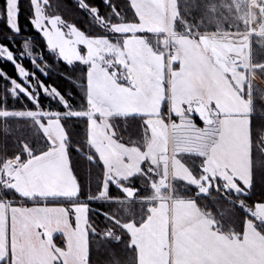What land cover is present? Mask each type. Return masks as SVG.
<instances>
[{"label":"snow or ice","instance_id":"6c2138e0","mask_svg":"<svg viewBox=\"0 0 264 264\" xmlns=\"http://www.w3.org/2000/svg\"><path fill=\"white\" fill-rule=\"evenodd\" d=\"M68 8L0 4L22 78L0 68V264H93L94 246L101 264H264V0H74L83 25ZM25 56L45 77L62 58L73 87Z\"/></svg>","mask_w":264,"mask_h":264},{"label":"trees","instance_id":"16d2710c","mask_svg":"<svg viewBox=\"0 0 264 264\" xmlns=\"http://www.w3.org/2000/svg\"><path fill=\"white\" fill-rule=\"evenodd\" d=\"M66 2L69 5V8L65 12V18L68 20L75 19L78 23L83 25L84 22L86 21V17L82 12L72 10L71 6L73 5L74 0H66ZM2 3H3V0H0V4H2ZM23 3L26 5L27 0H23ZM21 20H22V22H24L26 20V17L22 16ZM4 27L5 26H4L3 21H0V37L3 36ZM25 27L30 28L31 25L28 23H25ZM91 31L93 33L101 32V30L98 28H92ZM33 34L37 37L35 48L38 49V51H40L42 49L45 52V54L48 56L50 62H52L53 56H52L51 52L48 51L46 41L44 40V38L38 32H35V30H33ZM4 42L8 43V41H6V40ZM11 43L16 45V46H19L21 44V40H20V38H16ZM15 50L22 51V48L18 47ZM23 63L30 70L36 71L37 75L40 76L42 79H45L46 82L51 80V81H54L57 85H61L63 87H68V88L73 87V85L69 81L65 80L63 75L61 74L63 70H66L69 68V65L61 59L55 61V68L57 70H49V76L48 77H45L43 74L39 73L37 69L33 68L32 62L30 60L24 59ZM74 65H75L77 72H85L86 71L87 66L84 65L83 63L77 62ZM0 68H3L4 70H6L10 74V76H15L17 79H19L18 74L16 72L15 65L11 61H5V60L0 59ZM4 83H5V81L3 80L2 77H0V94L3 93ZM193 118L195 119L197 124H199V125L203 124L202 120L198 116L194 115ZM77 121L78 120H76L74 122L79 123L82 127L84 120L82 119L80 121L81 123L77 122ZM261 123L262 122L259 119H257L256 127H259ZM129 124L131 125V127L128 129V131L133 133L134 138H135V133H137L141 128L140 126H143V125L135 123L133 121H129ZM137 125L139 127H137ZM127 134L128 133H126V135ZM89 167H91L90 175L94 174L93 176H95L97 170L94 168V166H89ZM85 175H87V171H85ZM92 186L95 187V182H93ZM113 191H116V189L113 188ZM216 195H217V193L213 192L211 194V197L210 196H201L200 200H201V202L206 203L209 207H215L218 204L223 203V201H221V200H214L212 198V197H215ZM259 196H260V187L258 185L255 192L253 193V198H258ZM244 198L247 199V197H244ZM62 202L63 201H57V203H62ZM94 206L99 207V205H94ZM242 215H243V213H240L236 216H226L225 222L235 226L237 228V230H240V216H242ZM55 242L60 246H64V243L58 237H55ZM112 247L119 249L121 246L114 244V245H112ZM92 260H93V264H101V261L105 260V251L103 249H100L99 251H97L95 249V246H94L93 251H92Z\"/></svg>","mask_w":264,"mask_h":264},{"label":"rangeland","instance_id":"374dc122","mask_svg":"<svg viewBox=\"0 0 264 264\" xmlns=\"http://www.w3.org/2000/svg\"><path fill=\"white\" fill-rule=\"evenodd\" d=\"M226 2H227V0H226ZM44 40H45V38H44ZM46 41V40H45ZM81 47V50L82 51H86V46L85 45H81L80 46ZM48 49V48H47ZM22 51H26L25 49H23L22 48ZM33 51L35 52V51H38V49H36L35 47L33 48ZM48 51L50 52V50L48 49ZM0 59H2V60H4L3 58H0ZM24 59H28V60H30L31 61V59H29L27 56H25V58ZM59 59H61L62 60V58H59ZM32 62V61H31ZM77 62H79V61H76V62H74V64L75 63H77ZM67 63V62H66ZM79 63H83V62H79ZM32 65H33V68H35V69H37L38 70V72L39 73H41V74H43L44 75V72L41 70V69H39V68H36V66L32 63ZM177 67V66H176ZM19 77V76H18ZM18 80H22V78H20L19 77V79ZM83 118H78L77 120V122H80L81 120H82ZM172 120H178V118H172ZM81 123V122H80ZM202 126V125H201ZM137 127H139L138 125H137ZM141 128L143 127V126H140ZM87 175H89V177H90V179H91V182H92V184H93V182H95V176H93V175H90V173H88L87 172ZM137 183H138V185H139V181H137Z\"/></svg>","mask_w":264,"mask_h":264},{"label":"crops","instance_id":"0c3cea01","mask_svg":"<svg viewBox=\"0 0 264 264\" xmlns=\"http://www.w3.org/2000/svg\"><path fill=\"white\" fill-rule=\"evenodd\" d=\"M175 66H177V67H179V64L177 63ZM259 78V77H258ZM194 115H196V116H198L199 117V115L198 114H194ZM174 119V118H178L176 115H172L171 116V119ZM200 118V117H199ZM201 119V118H200ZM49 203H51V204H55V203H57V201L56 200H50L49 201ZM55 237H58L63 243H64V241H65V238H64V235H63V233L61 232V231H56L55 233H54V241H55ZM57 244V243H56ZM58 245V244H57ZM58 246H60V245H58Z\"/></svg>","mask_w":264,"mask_h":264}]
</instances>
